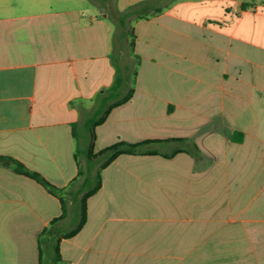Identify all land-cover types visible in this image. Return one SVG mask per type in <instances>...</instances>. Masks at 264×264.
Listing matches in <instances>:
<instances>
[{"label": "crops", "instance_id": "0c3cea01", "mask_svg": "<svg viewBox=\"0 0 264 264\" xmlns=\"http://www.w3.org/2000/svg\"><path fill=\"white\" fill-rule=\"evenodd\" d=\"M138 1L0 0V156L58 187L76 176L72 124L114 79L109 16ZM133 27L134 92L96 126L94 151L184 137L201 153L119 155L59 264H264V0H177ZM60 214L0 162V264H40L38 235Z\"/></svg>", "mask_w": 264, "mask_h": 264}, {"label": "trees", "instance_id": "16d2710c", "mask_svg": "<svg viewBox=\"0 0 264 264\" xmlns=\"http://www.w3.org/2000/svg\"><path fill=\"white\" fill-rule=\"evenodd\" d=\"M98 5L106 9L107 0H93ZM177 0H140L125 8L123 11L115 13V19L122 27L118 37L119 43L125 42L130 38L129 52L132 61L121 63L120 56L111 54V60L115 68L112 83L99 91L94 98V105L90 113L81 122L72 124V134L76 139L75 157L77 159L78 171L76 176L63 187H58L45 179L40 173L30 170L20 160L10 156H0V162L12 168L15 172L29 176L42 184L51 194L58 197L61 204V214L51 220L38 235L40 264H59L61 261L60 242L64 238H71L83 227L87 220V199L101 187V171L108 166L119 155H147L160 154L164 157H171L180 151L192 152L199 156L200 149L196 143L188 138H169L145 139L137 142H128L119 139L99 151H94L95 128L102 124L110 111L132 97L134 92L135 79L138 73L140 57L134 52L135 34L133 25L127 28V24H132L142 18L162 13ZM248 3H242L241 8H247ZM128 82L131 83L128 86ZM125 89V92H124ZM239 136L232 134V139L241 140L243 135L236 132ZM190 141L191 149L186 147V142ZM161 142H173L176 148L171 153H160L151 148L153 144ZM80 157H83L84 164H80ZM71 217L76 219L74 225L61 231L58 222L64 223ZM45 259V260H44Z\"/></svg>", "mask_w": 264, "mask_h": 264}, {"label": "rangeland", "instance_id": "374dc122", "mask_svg": "<svg viewBox=\"0 0 264 264\" xmlns=\"http://www.w3.org/2000/svg\"><path fill=\"white\" fill-rule=\"evenodd\" d=\"M87 3V4H86ZM90 4V6L88 5ZM82 7H91L93 8L95 11L97 10V5H95L93 3L92 0H84V3L81 4ZM109 20H110V24H112L113 26L115 25L116 26V34H114V53L116 55H118V57L120 56V60H121V63L122 64H125L126 61H132L131 58H130V52H129V42H130V38L126 39L125 42L123 43H119L118 41V37L120 35V32L122 31V27L121 25L119 24V22L115 19V17L113 18V16H109ZM115 22V24H114ZM134 22H132V24H127V28H131V26L133 25ZM131 83L128 82V86H130ZM58 89V88H57ZM124 92H125V89H124ZM57 97L55 96H52L46 106V111H47V114L49 115V118L51 119H54L57 117V115L60 113L58 110V102L56 100ZM80 107V106H79ZM37 111H40L39 107H37ZM91 111V108L89 110H85V109H81V114H80V118L79 120H83L84 117H86ZM176 145V144H175ZM172 146V145H171ZM151 148L153 149H156V150H161L163 148L162 145L160 144H153L150 146ZM165 147V146H164ZM80 160L83 161V157H80ZM76 219L74 217H71L68 221H66V223L64 224V227L60 228L61 231H66L68 229H70L74 223H75ZM45 260V259H44Z\"/></svg>", "mask_w": 264, "mask_h": 264}]
</instances>
